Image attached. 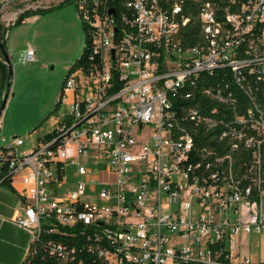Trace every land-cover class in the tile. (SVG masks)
<instances>
[{"label":"built area","instance_id":"1","mask_svg":"<svg viewBox=\"0 0 264 264\" xmlns=\"http://www.w3.org/2000/svg\"><path fill=\"white\" fill-rule=\"evenodd\" d=\"M74 4L88 52L57 101L66 115L28 154L0 138L6 179L22 177L16 224L32 244L43 225L81 227L100 264H264L242 252L264 240V0L202 4L194 47L177 0ZM70 145L78 179L61 195ZM47 252L83 264L61 242Z\"/></svg>","mask_w":264,"mask_h":264},{"label":"rangeland","instance_id":"2","mask_svg":"<svg viewBox=\"0 0 264 264\" xmlns=\"http://www.w3.org/2000/svg\"><path fill=\"white\" fill-rule=\"evenodd\" d=\"M33 2L35 0H21L12 3L10 8L19 9L21 7L22 10H26L33 5ZM14 5L16 6L14 7ZM72 11L75 13L77 22L73 19ZM42 15L43 20L38 24H35L36 22L29 23L26 28H23L21 24L14 25L10 29L11 31L21 29L18 36L19 44L22 41L27 46H38L43 49L48 61L44 71L24 65L23 67L19 66L21 70L18 73L15 69L16 62L11 63L13 76L10 95L0 118V138L7 141L16 137L22 138L24 145L18 149V152L25 154L30 153L40 139L55 129L57 120L66 115L67 108L62 104L57 105L59 97L52 105L49 104L51 93L60 84L65 83L74 64L84 55L86 44L83 23L74 4H66L60 9L46 11ZM0 145L4 146L5 144L1 142ZM67 151L69 153L68 162L77 159L75 146H68ZM82 163L87 167H93L94 174H99L97 164L85 161ZM67 168L68 184L57 185L58 193L61 195L66 190L72 189L73 180L78 179L75 173L76 169ZM82 201L99 203L96 199L91 200L89 197L83 198ZM253 244L252 248L244 249L242 252L255 261L264 259V241H254Z\"/></svg>","mask_w":264,"mask_h":264},{"label":"crops","instance_id":"3","mask_svg":"<svg viewBox=\"0 0 264 264\" xmlns=\"http://www.w3.org/2000/svg\"><path fill=\"white\" fill-rule=\"evenodd\" d=\"M0 0V6L4 3H7L1 13H0V27L8 29L7 35H6V49L8 51L10 61L16 62L15 63V69L16 73H18L21 68L19 66L23 67L24 65L32 66L33 69H39L40 71H44L47 68L48 61L47 57L45 56V52L43 49L39 48L36 45H26L23 44L22 41L18 40V36L20 35L19 30L17 31H11L10 29L15 25L16 20L18 16L23 13L24 11H28L29 9L34 11L35 13L39 9V11H48L52 7H57L61 3L67 0H35L33 2L32 6H29L26 10H22L21 7L19 9H12L10 8V5L14 2H18L21 0ZM16 5H14L15 7ZM64 7V6H63ZM62 8V7H61ZM60 9V8H56ZM52 10L48 11L51 12ZM73 12V19L76 21V16L74 11ZM44 13V12H43ZM43 13H36L33 16L27 18L21 25H23V28H26V26L29 23L38 24L43 20ZM37 31L35 29V35ZM37 41V36L35 37V43ZM29 49H34L36 52V56L38 61L35 63L28 62L26 59L27 51ZM63 85H59L56 89L53 90L51 93L50 98V105H52L55 100L60 97V93L62 91ZM59 120H57L58 122ZM50 133V132H49ZM68 162L67 160V166L65 169H77V166L72 165L71 162ZM93 168V167H92ZM94 169V168H93ZM76 173V171H75ZM68 179L66 178V184ZM76 180H73L72 182V189L68 190H74L76 188ZM65 184V185H66ZM11 186H0V264H23L25 259L27 258L31 245H32V234L30 231L25 230L21 227H19L16 224V220L21 218L23 216V210H24V200L21 197L20 192L23 190V184H22V177L21 175H16L13 177L9 183ZM67 191V190H66ZM244 243H248L247 239H244ZM262 239H253L251 241L252 248L254 246V241H261ZM264 241V240H263ZM245 248V249H250ZM244 250V249H243ZM261 260V259H260ZM264 260V259H262Z\"/></svg>","mask_w":264,"mask_h":264},{"label":"trees","instance_id":"4","mask_svg":"<svg viewBox=\"0 0 264 264\" xmlns=\"http://www.w3.org/2000/svg\"><path fill=\"white\" fill-rule=\"evenodd\" d=\"M165 1V0H164ZM170 2V0H168ZM183 5L184 8V15L185 17L189 18V24L187 27H185L181 33L182 41L183 44L188 46V47H194L199 43V40L201 38V25L199 22V14H200V8L201 5L204 3H211L213 5H216L218 8H222L225 5H227L229 0H177ZM75 0H67L58 5L57 7H52L48 11L56 9V8H61L65 6L66 4H74ZM75 5V4H74ZM43 13L46 11H37L36 13ZM35 12H32L30 10L24 11L21 13L17 20L15 25H20L22 24L27 18L33 16L36 14ZM83 30L85 32V50H84V55L82 58L74 64H82L84 59L86 58V54L88 52V31L86 26L83 25ZM8 29L0 27V42L5 46L6 48V35H7ZM8 66L5 63V61L2 58V54L0 51V107L3 103V98L6 90V83L8 79ZM205 77L210 78L209 75L205 74L203 75ZM215 76V75H214ZM209 82L206 83V86H210L211 79ZM10 88H11V83H10ZM10 95V91H9ZM58 105V104H57ZM59 106V105H58ZM57 106V107H58ZM51 132L44 136L42 139L39 141L43 140L44 138H49L51 135ZM38 141V142H39ZM9 175V168H8V163L6 162H0V186H11L9 185V180L6 179V177ZM51 229L48 226L43 225V232L41 234V237L37 243H34L31 245L30 252L23 262V264H55L57 261L51 257L48 252H47V246L49 242H61L65 245H67L70 249H75L76 251V259L78 262H82L83 264H100V259L95 256L90 254L87 250H84V244H85V238L84 239H75L77 238L76 236H79L80 234V229L81 227L74 226V227H58V232L57 233H48V231Z\"/></svg>","mask_w":264,"mask_h":264},{"label":"water","instance_id":"5","mask_svg":"<svg viewBox=\"0 0 264 264\" xmlns=\"http://www.w3.org/2000/svg\"><path fill=\"white\" fill-rule=\"evenodd\" d=\"M11 1H14V0H11ZM6 4L7 3H4L3 5L0 6V13H1L3 7ZM111 13L113 14V11ZM0 51H1V54H2V58L5 61V63L7 64L8 70H9L8 79H7V83H6V90H5V94H4V98H3V103H2V105L0 107V118H1V116H2V114L4 112V110H5L8 98H9L10 83H11V79H12V76H13V69H12V64H11V61H10V57H9L8 51H7V49L5 48V46L1 42H0Z\"/></svg>","mask_w":264,"mask_h":264}]
</instances>
